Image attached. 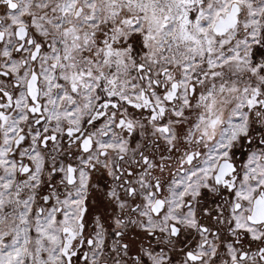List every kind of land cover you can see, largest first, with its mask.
I'll use <instances>...</instances> for the list:
<instances>
[{
  "label": "snow or ice",
  "instance_id": "6c2138e0",
  "mask_svg": "<svg viewBox=\"0 0 264 264\" xmlns=\"http://www.w3.org/2000/svg\"><path fill=\"white\" fill-rule=\"evenodd\" d=\"M0 264H264V0H0Z\"/></svg>",
  "mask_w": 264,
  "mask_h": 264
}]
</instances>
